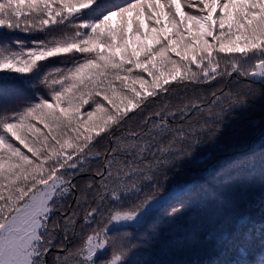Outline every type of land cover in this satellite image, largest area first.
<instances>
[{
    "label": "snow or ice",
    "instance_id": "obj_1",
    "mask_svg": "<svg viewBox=\"0 0 264 264\" xmlns=\"http://www.w3.org/2000/svg\"><path fill=\"white\" fill-rule=\"evenodd\" d=\"M258 110L264 0H0V264H155L137 257L200 247L264 264V219L221 191L264 184V137L214 151L264 127ZM189 166L201 175L181 182Z\"/></svg>",
    "mask_w": 264,
    "mask_h": 264
},
{
    "label": "trees",
    "instance_id": "obj_2",
    "mask_svg": "<svg viewBox=\"0 0 264 264\" xmlns=\"http://www.w3.org/2000/svg\"><path fill=\"white\" fill-rule=\"evenodd\" d=\"M21 38H27L21 36ZM264 112L257 111L252 114L250 119L255 120L258 124L264 125ZM261 137H264V127H258L256 129H250L247 122H245L244 126L240 134L237 135H228L225 137L224 144L215 149L214 151L217 154L225 155L228 158L235 153H239L241 151L247 150L249 148H256L260 146ZM202 159L199 163H203L204 160L210 158V156L201 154ZM201 173L196 170H192V166H189V170H186L182 177L179 179L181 182L183 180H193L197 178ZM177 181H173L175 184ZM221 191H224L228 194L229 200L244 203L248 210L252 213L253 218L256 221H261L264 219V184L257 181L253 186L248 187L243 182L233 185L232 188H222ZM243 193L242 196L240 194ZM206 205L199 203L193 206L188 216L178 220L172 227L164 222L161 224V228L163 231V238L167 239L172 234L178 232H184L187 230V226L191 223V219H195L197 217H202L204 215V209ZM231 208V205H229ZM239 211L247 210L245 207L241 206L238 208ZM220 218H223L226 213H219ZM156 217H151L147 220L143 219L140 223V230L147 234L151 231V226L155 222ZM212 227L211 223H205L204 228L210 229ZM258 247V245H257ZM218 255L217 250L212 249L211 247H200L195 251H166L160 252L157 250H152L149 254H140L137 259H151L155 261V264H216L215 257ZM224 258L229 261V264H235V261L239 260V257H235L234 254L228 255L224 254Z\"/></svg>",
    "mask_w": 264,
    "mask_h": 264
}]
</instances>
